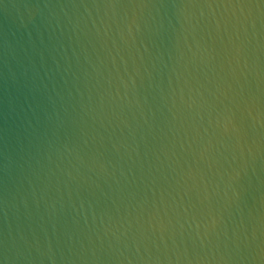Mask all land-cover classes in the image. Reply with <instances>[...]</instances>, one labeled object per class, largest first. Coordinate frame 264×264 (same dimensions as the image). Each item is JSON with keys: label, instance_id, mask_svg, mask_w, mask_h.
<instances>
[{"label": "water", "instance_id": "1", "mask_svg": "<svg viewBox=\"0 0 264 264\" xmlns=\"http://www.w3.org/2000/svg\"><path fill=\"white\" fill-rule=\"evenodd\" d=\"M0 264H264V0H0Z\"/></svg>", "mask_w": 264, "mask_h": 264}]
</instances>
